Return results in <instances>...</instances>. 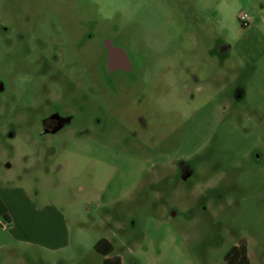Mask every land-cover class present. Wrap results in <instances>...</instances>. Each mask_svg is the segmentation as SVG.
<instances>
[{"label":"rangeland","instance_id":"rangeland-1","mask_svg":"<svg viewBox=\"0 0 264 264\" xmlns=\"http://www.w3.org/2000/svg\"><path fill=\"white\" fill-rule=\"evenodd\" d=\"M0 172L39 264H264V0H0Z\"/></svg>","mask_w":264,"mask_h":264},{"label":"crops","instance_id":"crops-1","mask_svg":"<svg viewBox=\"0 0 264 264\" xmlns=\"http://www.w3.org/2000/svg\"><path fill=\"white\" fill-rule=\"evenodd\" d=\"M59 216L53 206H35L24 189L9 187L0 172V264H34L35 258L39 264L42 249L55 252L68 247L70 228ZM25 248L29 254H24ZM241 253L227 254L225 264H249ZM109 255H103L102 264H126L121 255Z\"/></svg>","mask_w":264,"mask_h":264},{"label":"built area","instance_id":"built-area-1","mask_svg":"<svg viewBox=\"0 0 264 264\" xmlns=\"http://www.w3.org/2000/svg\"><path fill=\"white\" fill-rule=\"evenodd\" d=\"M241 19L245 21V24H246V20H247V16L246 15H242L241 16Z\"/></svg>","mask_w":264,"mask_h":264}]
</instances>
